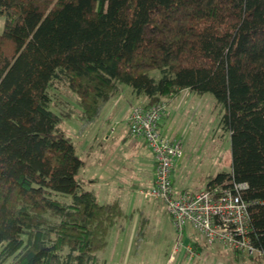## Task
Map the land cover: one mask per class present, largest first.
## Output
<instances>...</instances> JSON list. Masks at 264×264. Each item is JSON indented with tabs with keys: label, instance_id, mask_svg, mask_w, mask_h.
<instances>
[{
	"label": "trees",
	"instance_id": "obj_1",
	"mask_svg": "<svg viewBox=\"0 0 264 264\" xmlns=\"http://www.w3.org/2000/svg\"><path fill=\"white\" fill-rule=\"evenodd\" d=\"M65 85L89 124L125 85L147 105L212 94L232 161L204 186L245 184L264 259V0H0V264H99L123 217L79 177Z\"/></svg>",
	"mask_w": 264,
	"mask_h": 264
},
{
	"label": "rangeland",
	"instance_id": "obj_2",
	"mask_svg": "<svg viewBox=\"0 0 264 264\" xmlns=\"http://www.w3.org/2000/svg\"><path fill=\"white\" fill-rule=\"evenodd\" d=\"M130 92V87L121 86L104 105L101 117L89 124L77 116L76 94L66 85L58 90L61 127L85 161L79 177L93 180L100 202H118L123 212L109 232L107 246L97 252L99 264H264V259H256L258 253L234 259L229 248L205 243L189 225L179 233L165 203L146 196L151 188L145 167L150 152L142 138L115 124L116 120H126L122 109L134 98ZM159 103L167 106L160 120L161 132L183 144L184 154L176 159L174 171L184 185L204 187L218 172L231 169L230 136L219 128L220 108L212 94L188 95L184 91ZM117 104L120 107L114 108ZM138 104L143 103L134 106ZM71 106L76 111L67 115L65 110ZM113 126L118 130L116 136L106 139L107 131L114 132ZM188 240L193 242L189 246Z\"/></svg>",
	"mask_w": 264,
	"mask_h": 264
},
{
	"label": "built area",
	"instance_id": "obj_3",
	"mask_svg": "<svg viewBox=\"0 0 264 264\" xmlns=\"http://www.w3.org/2000/svg\"><path fill=\"white\" fill-rule=\"evenodd\" d=\"M165 104H138L129 116V133L145 139L155 159V177L146 196L162 201L179 233L186 226L198 232L205 243L254 255L258 250L250 236L248 204L241 195L245 184L186 188L177 192L173 166L183 156V145L162 134L159 123Z\"/></svg>",
	"mask_w": 264,
	"mask_h": 264
},
{
	"label": "crops",
	"instance_id": "obj_4",
	"mask_svg": "<svg viewBox=\"0 0 264 264\" xmlns=\"http://www.w3.org/2000/svg\"><path fill=\"white\" fill-rule=\"evenodd\" d=\"M186 92H188V95L189 94H193V92L189 91V90H185ZM184 92V91H183ZM131 94H134V98H130L127 100L126 102V107L125 109L122 111H125V122H121V120H116L115 121V124L118 125V126H122L124 128H127L128 129V132H129V116H130V111H131V108L136 104V103H143V104H147V98L144 96V95H137L135 93H133V91L131 90L130 92ZM178 96V95H177ZM176 97V95H175ZM173 100V99H172ZM175 102V101H174ZM129 104V105H128ZM116 106V107H115ZM114 108H119L120 106L117 104L115 105ZM163 116V115H162ZM113 117H115V112L113 113ZM113 124V123H112ZM111 124V125H112ZM122 124V125H121ZM114 129V132H110L111 130L107 131V135L105 136L106 139H108L111 135H115L117 134V128L113 126L112 130ZM160 129H161V124H160ZM121 132L119 131V134ZM118 134V135H119ZM141 138V137H139ZM146 147L148 148L150 154H149V162L148 163H145V167L147 168L146 169V175L148 177V187H151L153 185V179H154V168H155V160H154V156H153V153L151 152L150 148L148 147L146 141L144 138H142ZM178 160V159H177ZM176 160V161H177ZM175 161V162H176ZM173 181H174V185H175V189L177 192H181L182 190L186 189V188H189V187H192V186H188V185H184L183 182L181 181V178L175 173L174 171V166H173ZM93 185V184H92ZM191 242L190 240H188L187 244L188 246L191 245ZM193 243V242H192ZM225 249V248H223ZM235 259V257H234Z\"/></svg>",
	"mask_w": 264,
	"mask_h": 264
}]
</instances>
